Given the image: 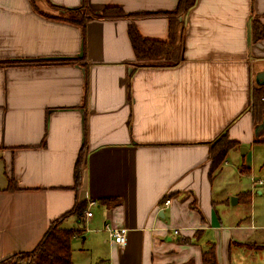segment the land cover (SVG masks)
Returning <instances> with one entry per match:
<instances>
[{"label": "crops", "instance_id": "obj_1", "mask_svg": "<svg viewBox=\"0 0 264 264\" xmlns=\"http://www.w3.org/2000/svg\"><path fill=\"white\" fill-rule=\"evenodd\" d=\"M46 3L134 14L172 12L178 0ZM254 21L264 26V0H198L179 18L183 44L172 60L142 63L130 25L167 40V17H96L83 28L43 16L31 0H0V264L34 250L58 220L82 229L73 264H204L212 247L217 264L255 258L264 244L231 211L223 165L211 176L221 135L238 143L226 159L239 165L241 146L258 139L264 38L255 39ZM75 205L85 206L82 218L70 214ZM107 225L128 229L126 245L110 240Z\"/></svg>", "mask_w": 264, "mask_h": 264}, {"label": "trees", "instance_id": "obj_2", "mask_svg": "<svg viewBox=\"0 0 264 264\" xmlns=\"http://www.w3.org/2000/svg\"><path fill=\"white\" fill-rule=\"evenodd\" d=\"M35 9L43 16L68 22L85 28L87 21L91 18H102L108 20L131 18H147L152 16H165L169 20V37L167 40H156L144 37L135 24L129 27V37L139 62L154 61H170L174 57L178 44H183V25L179 22V18L189 13L197 4L198 0H178L177 8L172 12L158 13H134L128 14L118 6H107L101 12H90L82 6L77 9L57 8L58 14H50L38 9L34 0H31ZM253 30L255 39L264 38V26L259 21L253 22ZM62 61H68L63 59ZM252 113L256 126L260 124L264 118V86H258L253 93ZM256 142H263L264 138H258ZM85 146V143H84ZM238 147L237 142L230 141L226 134H223L214 142L212 148V169L211 176L226 161L227 153ZM83 152H81L74 171L76 187L79 186L81 180V160ZM85 211L84 205H75L70 214H75L82 218ZM67 216V215H65ZM64 216V217H65ZM61 220L55 221L46 232L45 236L38 246L30 252L17 253L12 257L9 264H73L72 262V240L82 233V229H66L62 228ZM204 264H217L215 250L212 247L203 255Z\"/></svg>", "mask_w": 264, "mask_h": 264}, {"label": "rangeland", "instance_id": "obj_3", "mask_svg": "<svg viewBox=\"0 0 264 264\" xmlns=\"http://www.w3.org/2000/svg\"><path fill=\"white\" fill-rule=\"evenodd\" d=\"M55 10L58 14L59 11ZM241 148L249 150V153H246L244 157L241 156L240 165L229 154L222 166L223 171L219 183L223 184L226 191L232 194L230 197L231 211L235 214L239 213L241 218L251 220V224L257 229L255 240L264 244V184L257 187L260 180L264 183V143L242 145ZM244 167L250 170L241 171ZM258 191H261V194ZM247 192L252 193L249 203L242 201L237 205L232 204L233 198H238ZM246 264H264V249Z\"/></svg>", "mask_w": 264, "mask_h": 264}, {"label": "built area", "instance_id": "obj_4", "mask_svg": "<svg viewBox=\"0 0 264 264\" xmlns=\"http://www.w3.org/2000/svg\"><path fill=\"white\" fill-rule=\"evenodd\" d=\"M257 184L263 185L264 183L263 181L260 180ZM95 204L96 203L94 201H91L89 204V207H93L95 206ZM170 204H171V200L166 199L164 202V207H168ZM163 210H164L163 208H159L158 212L163 211ZM91 216H92V212L90 210L87 211L86 217L89 218ZM105 230L107 231L110 240L114 242L116 245H119V246L126 245L128 229L107 225ZM178 233H179V230H175V234H178Z\"/></svg>", "mask_w": 264, "mask_h": 264}, {"label": "water", "instance_id": "obj_5", "mask_svg": "<svg viewBox=\"0 0 264 264\" xmlns=\"http://www.w3.org/2000/svg\"><path fill=\"white\" fill-rule=\"evenodd\" d=\"M36 5L46 13L50 14H56L55 11L52 10L50 6L47 5L46 0H34ZM256 82L259 86H264V71L260 72L256 76ZM256 138H259L262 134H264V118L260 124L256 126L255 129ZM247 152V149L242 148L241 153L242 155H245ZM233 200V199H232Z\"/></svg>", "mask_w": 264, "mask_h": 264}]
</instances>
